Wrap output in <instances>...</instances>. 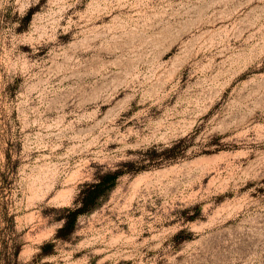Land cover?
<instances>
[{
  "label": "rangeland",
  "instance_id": "obj_1",
  "mask_svg": "<svg viewBox=\"0 0 264 264\" xmlns=\"http://www.w3.org/2000/svg\"><path fill=\"white\" fill-rule=\"evenodd\" d=\"M0 264H264V0H0Z\"/></svg>",
  "mask_w": 264,
  "mask_h": 264
},
{
  "label": "trees",
  "instance_id": "obj_2",
  "mask_svg": "<svg viewBox=\"0 0 264 264\" xmlns=\"http://www.w3.org/2000/svg\"><path fill=\"white\" fill-rule=\"evenodd\" d=\"M122 173V170L108 172L100 176L96 182L82 184L75 206L63 209L65 213V216L63 217V225L57 230L56 237L64 238L67 233L73 229L78 216L94 208L99 202L101 196L115 185L117 178ZM50 246L51 243H45L42 250L44 251ZM18 249V246L12 244L11 252L8 253L7 257L11 262H15L18 255Z\"/></svg>",
  "mask_w": 264,
  "mask_h": 264
}]
</instances>
